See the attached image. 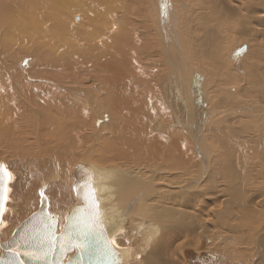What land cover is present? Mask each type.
Here are the masks:
<instances>
[{"label": "bare ground", "instance_id": "6f19581e", "mask_svg": "<svg viewBox=\"0 0 264 264\" xmlns=\"http://www.w3.org/2000/svg\"><path fill=\"white\" fill-rule=\"evenodd\" d=\"M0 162V243L91 173L113 264H264V0H0Z\"/></svg>", "mask_w": 264, "mask_h": 264}, {"label": "water", "instance_id": "95a60500", "mask_svg": "<svg viewBox=\"0 0 264 264\" xmlns=\"http://www.w3.org/2000/svg\"><path fill=\"white\" fill-rule=\"evenodd\" d=\"M49 216L42 205L23 220L13 234L0 243V264H113V253L105 251V243L93 233L87 237V248L77 250L67 246L65 235L71 233L76 237L72 216L66 218L59 233H56L55 224L49 226ZM70 252L73 253L64 261Z\"/></svg>", "mask_w": 264, "mask_h": 264}, {"label": "snow or ice", "instance_id": "6c2138e0", "mask_svg": "<svg viewBox=\"0 0 264 264\" xmlns=\"http://www.w3.org/2000/svg\"><path fill=\"white\" fill-rule=\"evenodd\" d=\"M12 178V174L7 170V166L0 162V213L4 211L3 205L7 201L6 194L9 191L7 185ZM83 189L85 193L83 197L84 207L77 210V215L73 221V227L76 228V237H72L71 233L65 235V243L67 246L77 250L87 248V237L99 228L97 223L99 213L95 201V189L91 185V173H88V178ZM47 219L50 221L49 226H54V219L50 216ZM105 251L110 252L107 244L105 245Z\"/></svg>", "mask_w": 264, "mask_h": 264}, {"label": "rangeland", "instance_id": "374dc122", "mask_svg": "<svg viewBox=\"0 0 264 264\" xmlns=\"http://www.w3.org/2000/svg\"><path fill=\"white\" fill-rule=\"evenodd\" d=\"M1 161H2V160H1ZM37 196H38V195H37ZM18 224H19V223H18ZM18 224H17V225H18ZM17 225H16V226H17ZM0 251H1V249H0Z\"/></svg>", "mask_w": 264, "mask_h": 264}]
</instances>
